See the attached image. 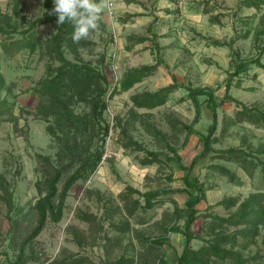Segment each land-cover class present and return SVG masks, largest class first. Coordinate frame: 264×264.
Wrapping results in <instances>:
<instances>
[{
	"label": "rangeland",
	"instance_id": "obj_1",
	"mask_svg": "<svg viewBox=\"0 0 264 264\" xmlns=\"http://www.w3.org/2000/svg\"><path fill=\"white\" fill-rule=\"evenodd\" d=\"M241 1L114 0L113 18L105 11L101 19L105 29L100 23L99 29L87 40L89 45L79 49L83 61L100 69L111 89L119 86L130 69L153 65L157 59L163 60L165 65L131 90L108 99L105 119L110 132L104 144L103 161L93 175L78 181L70 191L62 221L48 222L38 237L27 241L38 220L34 206L40 197L38 182L43 178L38 156H51L56 160L58 150L46 131L48 122L36 115L40 96L34 89L47 76L49 65L58 66L43 45L55 35L59 25L55 21L36 28L40 45L34 53L26 48L18 50L17 42L29 24L45 16L44 1L23 0L16 14L7 0H0V15L10 16L13 23V27L8 28L11 32L0 36V75L4 80L0 87V180L12 193L14 204L8 212L7 206L0 202V264H11L21 254L35 258L27 264H53L60 260L120 264L121 258L124 264H159L161 258L167 264H176L185 238L180 233L169 232V228L176 222L183 227L185 220L176 221L171 199L184 209L189 196L186 193L163 195L155 208H137L131 216L126 204L140 197L134 194L126 202L122 194L128 186L142 193L183 190L185 172L175 163L165 167L143 166L140 161L146 153L124 147L119 123L131 120L128 130L135 141L146 150L167 153L165 141L148 133L142 121L156 126L177 148L186 166L202 151V136L211 124V112L202 97V114L194 125V134L187 136L171 126L169 117L187 124L194 121L196 110L188 98L187 88L210 87L222 96L225 84L231 80L230 94L234 98L264 110L262 69L253 66L239 77H230L234 72V54L251 60L257 56L259 47L264 46V6L258 11L241 7ZM212 18H218L219 23L212 22ZM139 37H147L148 41L136 43ZM215 41L230 45L216 46ZM66 56L75 60L69 52ZM174 76L183 87L171 94L165 105L153 110L135 109L138 116L132 115V95L166 87L174 82ZM73 108L79 114L88 111L78 101L73 103ZM236 111L234 103H226L218 109L215 149L243 146L248 150L264 142V129L249 124L232 126L222 133L225 120L234 117ZM261 159L264 160V156ZM213 165L229 168L243 185L230 183L210 168ZM170 175L174 177L172 182ZM191 175L206 190V200L197 206L200 217L193 226L194 232L204 238H208L205 230L210 221L205 214L228 216L233 211H227L218 203L230 197L248 198L257 192L260 179L259 170L250 178L239 165L214 159L212 154L199 160ZM190 193L195 195L193 190ZM127 226L130 229L124 233L122 228ZM165 236L169 244L162 247L152 244ZM202 245L201 240L192 242L195 249ZM243 255L249 258L247 264H264V226L255 244L243 251Z\"/></svg>",
	"mask_w": 264,
	"mask_h": 264
},
{
	"label": "trees",
	"instance_id": "obj_2",
	"mask_svg": "<svg viewBox=\"0 0 264 264\" xmlns=\"http://www.w3.org/2000/svg\"><path fill=\"white\" fill-rule=\"evenodd\" d=\"M7 1L17 14L23 0ZM43 1L46 10L45 16L29 24V28L17 42L18 50L26 48L34 53L40 45L39 40L36 38V28L39 25L57 21V16L52 14L53 0ZM128 2H135V0H128ZM240 6L254 8L259 11L264 6V0H242ZM215 21L219 23L218 18H212V22ZM100 23L101 28L104 30L105 26L101 21ZM9 27H13L12 18L8 15H0V36L8 35L11 32L8 30ZM72 32L71 23L66 21L63 25H59L55 35L46 40L43 45L46 46L48 53L58 63V66L49 65L47 76L42 78L34 89L40 96L36 115L48 122L46 131L58 150L56 160H53L51 156H38L41 160V171L43 173L41 182H38L40 197L34 206L38 220L27 241L38 237L48 222L58 224L62 221L70 191L78 181L86 180L93 175L103 161L104 144L110 132V126L105 119L108 99L131 90L136 84L153 76L160 66L165 65L163 60L157 59L153 65L130 69L123 76L119 86L111 89L105 74L90 63L84 62L81 55H79V49L89 45L88 39L74 43ZM147 41V37L136 38V43ZM213 43L216 46L230 45L229 42L215 41ZM67 52L74 56V61L67 58ZM263 57L264 46L259 47L257 56L251 60L241 59L238 53L234 54L232 58L234 72L230 77H239L249 72L253 66L262 69L264 72ZM173 80L172 84L156 91H144L132 95V115L134 117L138 116L135 109L153 110L165 105L171 94L183 87L178 83L175 76ZM3 81L0 75V87L4 84ZM231 86L232 82L229 80L225 84L222 96L217 95L216 91L210 87H189L187 88L188 98L192 100L196 110L194 121L187 124L174 117H169L170 124L175 131L184 132L187 136H190L195 133L194 125L201 118L202 97L205 99L206 107L211 112V124L207 128V133L202 136L203 149L186 166L182 164V158L177 148L167 140V135L156 126L148 121H142L148 133L165 141L167 153L146 150L140 143L135 141L128 130L129 121L131 120L126 121L124 124L122 121L119 123L121 134L125 140L124 147L146 153V156L140 161L143 166L158 165L159 167H165L175 163L185 172L183 176L185 188L183 190L166 189L142 193L128 186L126 192L122 194L126 202L134 194L140 197L126 204V208H129L128 213L131 216L134 215L137 208H155L161 202L160 197L163 195L186 193L189 196L184 209L179 207L176 200L171 199L175 207L176 221L185 220L183 227L177 225L176 222L174 226L169 228V232L180 233L185 238L183 251L178 256L176 264H219L227 262L230 264H247L249 258L243 255V251L248 250L250 246L255 244L256 239L261 234V228L264 226V161L261 159L264 156V142L257 148L250 147L248 150L243 146L220 150L214 148L219 128L218 109L226 103H234L237 111L234 117L225 120L222 128L223 134L230 127L241 124H249L264 129V110L255 105H247L234 98L230 94ZM75 101L84 104L88 111L77 113L73 108ZM210 154L213 155L214 159L239 165L250 178H254L255 172L259 170L260 179L257 185L259 192L251 194L244 200L230 197L218 203L227 211H233L228 216L205 214L204 217L210 218V221L206 223L205 230L208 238H204L194 232L193 226L200 217L197 206L206 200V190L203 184L197 178H193L191 174L199 160ZM210 168L226 177L230 183L238 186L243 185L239 176L229 168L223 165H213ZM168 178L171 182L174 180L172 175ZM192 190L195 195L190 193ZM140 199H143L144 202H141ZM0 202L7 206L8 212L12 211L14 205L12 193L3 180H0ZM129 229V226H127L122 228V231L125 233ZM194 240H201L203 245L198 249L193 248L192 242ZM152 244L162 247L169 244V239L165 236L154 240ZM32 259L35 258L25 257L24 254H21L11 264H27ZM123 262L124 259L121 258L119 263L124 264ZM159 262V264H167L164 258H161ZM53 264L81 263L78 260L73 262L60 260Z\"/></svg>",
	"mask_w": 264,
	"mask_h": 264
},
{
	"label": "clouds",
	"instance_id": "obj_3",
	"mask_svg": "<svg viewBox=\"0 0 264 264\" xmlns=\"http://www.w3.org/2000/svg\"><path fill=\"white\" fill-rule=\"evenodd\" d=\"M53 3L56 23H71L74 43L89 39L99 29L102 14L114 7V0H53Z\"/></svg>",
	"mask_w": 264,
	"mask_h": 264
},
{
	"label": "built area",
	"instance_id": "obj_4",
	"mask_svg": "<svg viewBox=\"0 0 264 264\" xmlns=\"http://www.w3.org/2000/svg\"><path fill=\"white\" fill-rule=\"evenodd\" d=\"M114 7L111 10H108V13L111 18H113L114 12H113Z\"/></svg>",
	"mask_w": 264,
	"mask_h": 264
},
{
	"label": "crops",
	"instance_id": "obj_5",
	"mask_svg": "<svg viewBox=\"0 0 264 264\" xmlns=\"http://www.w3.org/2000/svg\"><path fill=\"white\" fill-rule=\"evenodd\" d=\"M264 161V160H263ZM257 192H259V190H256Z\"/></svg>",
	"mask_w": 264,
	"mask_h": 264
}]
</instances>
